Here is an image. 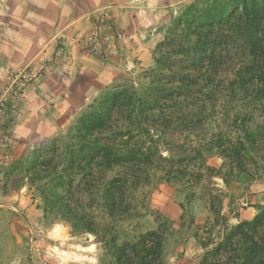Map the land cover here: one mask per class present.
<instances>
[{"label": "rangeland", "instance_id": "374dc122", "mask_svg": "<svg viewBox=\"0 0 264 264\" xmlns=\"http://www.w3.org/2000/svg\"><path fill=\"white\" fill-rule=\"evenodd\" d=\"M194 1L0 0V264H119L115 245L148 231L162 237V264H198L209 230L218 239L224 226L253 218L264 205L261 149L249 150L244 171L235 175L225 158L205 151L213 170L188 183L151 166L146 184L127 195L128 214L120 209L111 216L102 190L94 198L75 195L73 206L92 217L94 232L46 214L27 180L4 189L8 165L65 135L103 92L126 79L142 88L157 45ZM115 62L123 75L105 78ZM226 125L220 129L243 135L242 126ZM168 149L183 153L178 144L161 143L164 155Z\"/></svg>", "mask_w": 264, "mask_h": 264}, {"label": "trees", "instance_id": "16d2710c", "mask_svg": "<svg viewBox=\"0 0 264 264\" xmlns=\"http://www.w3.org/2000/svg\"><path fill=\"white\" fill-rule=\"evenodd\" d=\"M157 50L142 88L126 79L103 92L65 135L8 165L4 189L27 180L46 214L94 232L92 217L73 206L75 195L94 198L102 190L116 216L128 214L127 195L146 184L151 166L170 181L192 182L191 175L213 170L208 151L228 161L230 175L244 171L249 150L264 151V0H195L174 17ZM225 124L242 126L243 135L220 129ZM161 143L183 153L164 155ZM211 209L218 211L212 202ZM208 232L198 264H264V205L253 218L224 226L218 239ZM115 249L119 264H162L156 231Z\"/></svg>", "mask_w": 264, "mask_h": 264}, {"label": "crops", "instance_id": "0c3cea01", "mask_svg": "<svg viewBox=\"0 0 264 264\" xmlns=\"http://www.w3.org/2000/svg\"><path fill=\"white\" fill-rule=\"evenodd\" d=\"M115 64H117L119 66H117V65H114L113 67L110 66V70L106 73V75H104L105 78H107V79L113 78L114 79V78L119 77L121 74L123 75L124 68L118 62H115Z\"/></svg>", "mask_w": 264, "mask_h": 264}]
</instances>
